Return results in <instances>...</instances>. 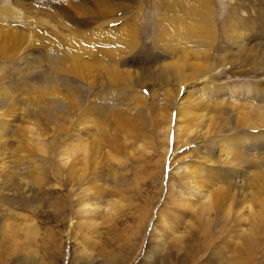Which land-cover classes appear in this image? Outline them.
<instances>
[{
	"label": "rangeland",
	"instance_id": "rangeland-1",
	"mask_svg": "<svg viewBox=\"0 0 264 264\" xmlns=\"http://www.w3.org/2000/svg\"><path fill=\"white\" fill-rule=\"evenodd\" d=\"M0 264H264V0H0Z\"/></svg>",
	"mask_w": 264,
	"mask_h": 264
},
{
	"label": "bare ground",
	"instance_id": "bare-ground-1",
	"mask_svg": "<svg viewBox=\"0 0 264 264\" xmlns=\"http://www.w3.org/2000/svg\"><path fill=\"white\" fill-rule=\"evenodd\" d=\"M6 28H7V27H6ZM6 32H7V30H6L4 33H6ZM13 32H14V31H13ZM8 33H9V32H8ZM8 33H6V35H7ZM4 35H5V34H4ZM8 35H9V34H8ZM15 35H16V34H15ZM17 36H18V35H17ZM16 38H17V37H16ZM20 38H21V37H20ZM20 38H19V39H20ZM88 38H89V37H88ZM17 39H18V38H17ZM20 41H21V40H20ZM5 43H6V42H5ZM5 45H6V44H5ZM94 49H95V48H93V50H92V51H93V54H92V53H90V52H92V51H90L89 48H87V47L85 48V47H84V48L81 49V48L79 47L78 49L74 50V53H75V54L73 53L72 55H74V57L76 58V60H77L79 57L84 56V55H82V54H85V55H86L87 53H89L90 55L92 54V56L95 57V55H94V52H95ZM96 49H97V50H96ZM96 49H95L96 51L99 50L98 48H96ZM71 51H72V50H71ZM89 51H90V52H89ZM100 51H101V49H100ZM107 51H108V50H107ZM104 52H105V51H104ZM104 52L101 53V54H105V53H106V52H105V53H104ZM108 52H109V51H108ZM96 53H99V52H96ZM101 54H100V55H101ZM72 55H71V56H72ZM87 55H88V54H87ZM87 55H86V57H87ZM106 55H107V54H106ZM110 55H112V54L110 53ZM88 56H89V55H88ZM96 56H97V55H96ZM69 57H70V56H69ZM93 57H92V58H93ZM111 57H112V56H111ZM84 58H85V57H84ZM90 58H91V57H90ZM88 59H89V58H88ZM88 59H87V60H88ZM76 64H77V63H76ZM74 65H75V64H74ZM76 66H77V65H76ZM73 67H74V66H73ZM75 71H76V70H75ZM192 100H193V99H192ZM192 100H191V101H192ZM193 101H194V100H193ZM179 112H180V111H179ZM181 113H182V112H181ZM186 116H187V114H186ZM171 118H172V113H171V117H170V122H171V120H172ZM178 118H179V116H178ZM178 118L176 117V120H178ZM170 122H169V123H170ZM185 128H186V127H185ZM178 133H179V132H178ZM175 136H176V135H175ZM113 144H114V143H113ZM113 144H112V145H113ZM85 147H86V146H85ZM219 147H220V146H219ZM221 148H222V147H221ZM215 194H216V193H215ZM231 195H232V194H231ZM254 198H255V197H254ZM256 198H257V197H256ZM244 201H245V200H244ZM247 202H248V201H247ZM218 203H219V202H218V199L215 198V201H214V208H215L216 206H218ZM243 204H244V203H243ZM250 206H251V205H250ZM258 210H259V209H258ZM250 211H251V210H250ZM252 213H253V212H252ZM250 215H251V214H250ZM240 216H241V215H240ZM242 217H243V216H241V218H242ZM239 219H240V217H239Z\"/></svg>",
	"mask_w": 264,
	"mask_h": 264
}]
</instances>
